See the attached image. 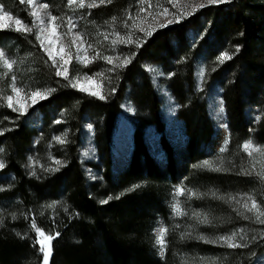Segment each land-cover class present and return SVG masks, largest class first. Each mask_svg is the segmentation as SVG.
I'll return each mask as SVG.
<instances>
[{
    "label": "trees",
    "instance_id": "obj_1",
    "mask_svg": "<svg viewBox=\"0 0 264 264\" xmlns=\"http://www.w3.org/2000/svg\"><path fill=\"white\" fill-rule=\"evenodd\" d=\"M43 2L58 18L55 23L62 34L69 33V18L76 23L95 59L87 66L71 61L66 80L56 75L57 68L36 33L0 29V50L16 62L7 76L0 62V160L6 165L0 169V188L5 189L0 191L4 204L0 264L43 263L33 220L46 234L59 233L50 264H211L213 260L253 264L264 253V224L257 222L256 210L248 212L242 205L255 200L264 212V180L256 175L264 171V157H248L242 147L252 139L264 150V0L208 5L171 26L154 29L148 18L162 12L169 0H106L104 4L96 0L95 8L69 7L68 0ZM91 2L85 0V5ZM0 4L14 18L32 24L27 4L20 0H0ZM224 53L231 59L220 63L218 57ZM104 57H111L112 63ZM125 58L131 62L118 67ZM199 58L206 63L201 90L195 82ZM152 65L166 75L163 82L180 105L179 118L188 137L180 152L162 138L166 164L152 156L144 140L149 126L160 133L165 129L161 100L147 72ZM13 75L26 94L56 89L36 107L43 117L40 131L25 121L24 114L7 107ZM86 76L100 81L105 99L69 86V81ZM213 84L223 88L229 120L230 143L223 152L209 150L215 128L207 93ZM127 96L137 112L135 149L128 167L115 178L114 130ZM85 118L95 128L100 157L96 167L103 178L91 191L80 161ZM54 137L66 142L58 143ZM56 160L64 166L45 171L58 167ZM205 161L212 167L203 166ZM9 175L14 178H2ZM109 197L108 203H101ZM174 202L182 208L179 217L171 214ZM204 216L210 223L200 222ZM159 219L168 232L163 260L153 235ZM233 233L237 234L234 243L246 247L228 248L199 239Z\"/></svg>",
    "mask_w": 264,
    "mask_h": 264
},
{
    "label": "rangeland",
    "instance_id": "obj_2",
    "mask_svg": "<svg viewBox=\"0 0 264 264\" xmlns=\"http://www.w3.org/2000/svg\"><path fill=\"white\" fill-rule=\"evenodd\" d=\"M23 3L29 6L31 12L34 9L39 10L41 12V17L45 21V24L43 26L33 27V22L35 18L32 16L33 22L31 25H27V26L31 27L32 28L31 32H34L37 35V33L39 32V27L48 26V21L50 16H52V14L48 8L43 10L39 8V5L46 4L43 2V0H33L32 4H29L28 0H24ZM200 4H204L205 6L214 5L207 3V0H169L168 6H166L162 12L148 18V23H149L148 25L153 29L161 27L160 25L162 23L166 24L167 25L166 27L171 26L176 22H178L181 16L190 14L191 12L203 8V7H199ZM4 11H5L4 8L3 11H0V17L3 16ZM9 16L11 17V19H7V20L0 19V26H3L0 29L5 30L11 27L16 28V27H23V25H26L21 19L14 18L10 14ZM16 20L22 21V24L19 26L16 25L15 23ZM169 20H173L174 22L168 24L167 21ZM36 23L38 24V21ZM73 24L75 25V27L72 28V32L66 35L62 34L58 30V28H56L55 35H53L50 31L42 34V39H44V47L42 48L47 55H48V51L45 50L46 48L52 52V55L55 58L57 64L60 63L61 55H64L67 52L71 53V59L69 63L66 65L67 73L69 71L68 69L71 61H74L77 64L85 65L84 63L77 60L78 51L81 57H86L87 59L91 60V62L93 61L91 50L86 44V41L84 39L83 42L77 40L76 44H72V40L75 38V33L78 32L76 23L73 22ZM189 35L193 40L196 39V35L193 32H191ZM48 38H50L51 41L53 42L50 43ZM62 46H63V51H61ZM50 59L53 61L52 58ZM147 72L149 73L154 88L161 100L160 113H161L162 121L164 122L165 125V129L163 133H160L155 126H149L148 128H146L144 132V140L152 156L161 164H166L167 158H166V153L162 147V138H165L174 147L176 152H180L184 150L188 137L185 132V123L183 120L179 118L180 105L174 98L168 85L163 82L164 78H166V75L164 74L162 68L157 65H152L147 68ZM205 76H206L205 60L203 58H199L195 64V82H196V88L198 90H201L203 88ZM79 84L80 87H83L88 91H95L99 95H102L101 94L102 85L100 81L96 78L92 77L91 80H87L85 79V77H83L82 79L79 80ZM16 86L18 87L17 82H16ZM88 91H82V92L88 94ZM223 92H224L223 88L220 85L213 84L209 88L207 93L208 113L210 119L214 123V128H215L214 139L209 149L211 152H223L221 151V149L223 148L225 151L230 143L229 120L225 108ZM12 96H13L14 107L19 108L22 105L26 106V111L24 113L25 121L32 128H37L40 131L43 124V117L40 115V112L36 109V107L38 103H40L44 99L36 98L35 102H33V100L28 98V95L24 92H21L19 95L13 92ZM136 115H137L136 109L133 103L130 101L129 96H127L122 104V112L118 116L114 130L113 174L115 178L119 174H121L130 164L132 154L135 149ZM250 115L253 118H256V116L252 114V112H250ZM82 131L83 134H82V145L80 148V161L82 163L83 171L86 175L88 189L89 191H91V186L96 182H102L103 178L101 172L96 167L97 165L100 164V157L95 142V128L92 126L88 118H85ZM249 141L252 143L253 149H260L256 146L255 142L252 139H249L247 142L244 143V145ZM37 143H38V138L34 140V145H37ZM242 150L246 153V155H248V157H253V159L264 157L261 154V152L252 151V149L245 150L244 147H242ZM249 152H251V155H249ZM2 178L13 179L14 176L9 175V176H3ZM248 201L251 203V200ZM3 205H4L3 203L0 204V212L3 208ZM176 205L179 204L174 202L170 205V211L173 217L180 216L176 214L175 211ZM179 209L182 212V208L180 206ZM160 228L167 229L162 219L158 220L156 227L153 231V235L155 237V244L157 246L158 257L163 260L166 254V249L164 253L161 254L160 246L156 243L158 230ZM45 235H49V234L45 233ZM166 237L167 234L165 236V241H166ZM40 239H42V237H39L37 235V241ZM51 243H52V255H53V241ZM38 244L41 248L40 243ZM166 246H167V242H166ZM51 258L52 256L49 259V264L51 262ZM253 264H264V253L258 259H256Z\"/></svg>",
    "mask_w": 264,
    "mask_h": 264
},
{
    "label": "snow or ice",
    "instance_id": "obj_3",
    "mask_svg": "<svg viewBox=\"0 0 264 264\" xmlns=\"http://www.w3.org/2000/svg\"><path fill=\"white\" fill-rule=\"evenodd\" d=\"M21 2L23 3L24 0H21ZM106 2V0H99V4H104ZM108 3L111 2V0H107ZM228 0H207V3L209 4H216V3H227ZM29 4L33 3V0H28ZM68 5L69 7L76 5L78 8H84L85 6H87L88 8H95L98 7V4L96 2V0H92L91 3L85 5V0H68ZM204 4H200L199 7H204ZM49 6L47 4H41L39 5L40 9H47ZM0 11H3V6L0 5ZM31 15L35 18L34 22H33V27H38V26H43L45 24L44 19L41 17V12L39 10L34 9L31 12ZM0 19H11V17L9 16L8 12L4 11L3 12V16L0 17ZM57 17L56 16H50L49 21H48V26L47 27H39V32L36 35V39L38 41H40L41 47H44V39H42V34L45 32H51L53 35H55L56 33V28L59 27L58 24H56L55 22L57 21ZM38 21V24L36 23ZM173 20H169L167 21L168 24L173 23ZM16 25H21L22 21L20 20H16L15 21ZM68 24H69V33L72 32V28L75 27V25L73 24L71 18L68 19ZM161 27H166V24H161ZM3 26H0V28H2ZM17 32L20 31H24V32H31L32 28L28 27L27 25H23V27H16L14 29ZM148 35H151V33H147ZM117 35H119L117 33ZM49 42L52 43L53 41H51L50 38ZM105 39H107V36H105ZM77 40H80L81 42H83V37L82 34L79 32L75 33V38L72 40V44H76ZM120 42H127L124 40H121ZM113 43L115 44L116 41H113ZM89 47H91V45H89ZM46 51H48V55L50 58L53 59V64L54 66H56L57 71H56V75L57 76H63L64 79H68L67 76V67L66 65L69 63L70 59H71V53L67 52L64 55L60 56V63L57 64L55 58L52 55V52L50 50H48L47 48L45 49ZM240 49L239 47H237L236 51L238 52ZM61 51H63V46L61 48ZM97 56H99V53H97ZM93 59H95V57H93ZM104 59L107 60L108 63H112V58L111 57H104ZM225 59H231V56H229L227 53L222 54L220 57H218V60L220 63H223ZM77 60L84 63L85 66H87L88 63H91V60L87 59L86 57H81L79 55V51L77 52ZM0 62H2V66L7 69L6 72L3 73L4 76H7L8 73L12 72L13 70V65L16 63L13 60L8 59L5 56L4 51L0 50ZM131 60L130 58H125L123 61H121V63L119 65H117L118 67H122V66H126L128 63H130ZM98 75H103L102 73L98 74ZM12 83H11V88L12 91L14 93H16L17 95H19L21 92H23V89L20 87L16 86V76L13 75L12 76ZM85 79L87 80H91L92 77H85ZM69 86L72 88H77L80 91H88L87 89L80 87L79 84V78L75 79L74 81H69ZM56 89H47V90H35L32 91L31 93L27 94L28 98L32 99L33 102H35L36 98H40V99H45L47 98V96L51 95V93L55 92ZM88 94L94 97H97L99 99H105L106 97L103 95H99L97 92L95 91H88ZM6 102H7V107L12 108L13 111H19L21 115H23L26 111V106L22 105L19 108L14 107L13 105V96H7L6 97ZM56 123H61V121H56ZM0 135H3V132H0ZM54 139L58 142V143H65L66 140L62 137H54ZM245 150H249L252 149V151H257V152H261L262 155H264V150L261 149H253L252 147V143L249 141L248 143H246L244 146ZM0 151H2V149H0ZM221 151H224V149L222 148ZM249 155H251V152H249ZM55 164L58 165V167L56 168H49V169H45V171H59L60 167L64 166L62 164L61 161L56 160ZM5 162L3 160H0V169L5 168ZM203 166H207V167H212V165L208 162L205 161ZM215 171H220L221 169L216 168L213 169ZM32 175H35V172L31 173ZM246 175H250L251 172H245ZM256 175H258L260 177V179L264 180V171L256 173ZM134 187H139V185H136ZM5 189L0 188V191H4ZM132 189H129V191H131ZM180 194L184 193V189H179L178 190ZM193 196H198V193H192ZM213 195H215V193H213ZM220 199H224L223 197H219ZM112 199V197H109L106 200H102L101 203L106 204L108 203V200ZM234 199V198H232ZM251 199V198H249ZM243 208L246 209L248 212H253V210H256V220L257 222L264 224V220H262L260 217L264 216V212L259 211V207L257 205V203L255 202V200H252L251 205L249 206V204L247 202H245L243 205ZM49 207H54V205H49ZM175 211L177 215H182L183 213L180 211L179 209V205L175 206ZM197 217H199V213L196 214ZM13 219H15L16 217L13 215L12 217ZM246 219L248 217H245ZM201 223H210V221L208 220L207 216H204L203 219L200 220ZM3 225V220L0 219V226ZM32 228H34L37 232V235L39 237H42V239L38 240L37 242L40 243L41 248L40 251L43 254V264H49V259L52 256V241L54 239H56V237L59 236V233H56L55 235H45L44 231L41 230L40 228H38L36 226V222L33 220L32 222ZM167 234V229L165 228H160L158 230V235H157V239H156V243L160 246V252L161 254L164 253L165 249H166V241H165V236ZM17 235H19V233H17ZM236 233H233L230 236H220L217 237L215 240H209L206 237H199V239L204 240L205 243H220L222 245H226L228 248H241V247H246V245L240 244V243H234L235 239H236ZM182 238H184V234H182ZM241 239H243V237H241ZM211 264H216L215 260H213L211 262Z\"/></svg>",
    "mask_w": 264,
    "mask_h": 264
}]
</instances>
